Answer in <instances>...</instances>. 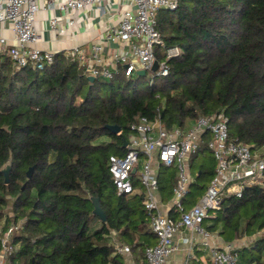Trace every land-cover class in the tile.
Listing matches in <instances>:
<instances>
[{
  "label": "trees",
  "instance_id": "16d2710c",
  "mask_svg": "<svg viewBox=\"0 0 264 264\" xmlns=\"http://www.w3.org/2000/svg\"><path fill=\"white\" fill-rule=\"evenodd\" d=\"M157 29L165 47L156 48V58L167 62V76L127 77L119 66L111 79L90 81L61 53L43 70L0 56V222L6 209L13 213L2 232L25 220L9 242L11 264L15 256L17 264H126L116 241L144 260L157 242L148 213L141 196L118 193L109 170L110 156L124 154L141 116L171 129L224 110L231 139L264 156V0H179L174 11H158ZM174 46L182 54L167 60L165 50ZM114 125L117 134L107 129ZM215 165L200 167L195 178L205 184L193 183L192 198L207 188ZM169 170L159 176L166 199L176 184ZM92 198L105 222L93 214ZM216 213L210 229L221 225L227 241L264 231V180ZM249 247L261 253L264 237Z\"/></svg>",
  "mask_w": 264,
  "mask_h": 264
},
{
  "label": "built area",
  "instance_id": "2783aa9c",
  "mask_svg": "<svg viewBox=\"0 0 264 264\" xmlns=\"http://www.w3.org/2000/svg\"><path fill=\"white\" fill-rule=\"evenodd\" d=\"M121 1L127 3L128 7L120 12L118 24L107 34L106 40L121 42L128 48L113 57V67L104 65V45L101 42L94 45L90 56L75 47L65 54L66 58L78 62L94 78L111 79L118 72L119 66H122L127 77L138 74L140 70L167 76L169 66L166 61L158 62V69L153 70L158 61L156 48L165 47L157 29V13L161 9L174 11L179 0ZM111 2L0 0V56L7 54L18 68L32 66L43 70L46 65L53 63L56 53L38 46L42 36L36 21L41 8L47 11L58 9L65 14L95 8L103 16ZM74 24L75 20L71 19L69 25ZM50 28L64 32L59 27V18L55 16L50 18ZM165 54L168 60L179 57L182 51L177 46L168 47ZM131 131L132 138L127 141L124 154L110 156L109 170L119 194L141 196L150 219V228L157 237L156 245L146 247L145 260L132 264H166L170 256L181 250L175 241L176 236L188 231L192 235L181 237L182 244L186 246L182 264H192L194 251L199 246L210 252L209 260L204 264H237L238 249L232 245L222 248L210 245L211 233L204 223L221 210L228 199L241 198L248 187L263 183L262 152L253 151L249 145L231 139L229 119L224 110L211 116H199L184 126L172 129H167L160 118L152 120L141 116L132 124ZM203 144L206 152H210L216 161L215 174L202 197L189 208L186 200L194 182L190 174V163ZM162 168L176 170V184L168 204L163 203L158 196L159 173ZM163 206L168 208L167 211L163 210ZM23 224L24 221L12 223L5 232H2L3 227L0 229V264H9L12 251L9 242L13 234L23 228ZM117 250L122 255L130 254L128 246H117Z\"/></svg>",
  "mask_w": 264,
  "mask_h": 264
},
{
  "label": "crops",
  "instance_id": "0c3cea01",
  "mask_svg": "<svg viewBox=\"0 0 264 264\" xmlns=\"http://www.w3.org/2000/svg\"><path fill=\"white\" fill-rule=\"evenodd\" d=\"M126 7H128L127 3H124L121 0H112L111 4L108 5L107 13L104 14L103 16L99 15L95 8L94 9L87 8L83 11L75 12L74 14H71V13L65 14L64 12H61L58 9L54 11H47L41 8L39 13L37 14V21H36V26L42 36V41L38 44V46L42 48L43 50L51 51L56 54L61 53L66 58L65 54L75 47L81 48L88 56H90L94 45L101 42L104 45V52L102 56L104 65L112 68L114 65L113 57L117 54L123 53V51L127 50L128 47L126 44H122L121 42L106 40L107 39L106 36L118 24L119 14L124 9H126ZM53 16L59 18V27L61 29H64L63 33L59 31L51 30L50 18ZM71 19L75 20L74 26L69 25V22L71 21ZM9 35L12 36V34H9ZM191 170L192 168H190V174L192 178L194 179L193 183H195L196 178L195 176L192 175ZM174 172H175V177H176V170ZM192 185H191L190 190L192 189ZM137 186L139 188L141 187L138 183H137ZM205 191L206 189L204 190L202 195L205 193ZM202 195L200 194V195H197V197L192 198L191 195L189 194L186 200L187 206L190 208L200 199V197H202ZM158 196L163 203L168 204L171 202L172 192H171L170 198L168 199L164 198L160 190L158 192ZM162 208L163 210H166V211L168 209L165 206H163ZM216 215L217 213L212 218L207 219L204 223L205 228L208 229L209 232L211 233V238L209 240V243L210 245L214 247L222 248L227 245H232L233 247L239 250L240 246L243 245V242L241 241L244 238L246 239L252 238L258 235L259 233H261L259 232L253 235L252 237L244 235L240 238H236L235 241H227L220 234L221 225H219V227L214 231L210 229V226H212V223L214 222V218ZM190 235L192 234L191 232L188 231V232L180 233L176 236L175 241L176 243H179L181 250L173 254L172 256H170L167 259L166 264H182L183 263V261L185 260V256H186V253H185L186 246L182 244L181 237L190 236ZM257 239L258 238H256V240ZM156 240L157 239L155 238L154 241ZM116 245L117 246H127L125 244L118 243L117 241H116ZM209 254L210 252L208 249L199 246V248H197L194 251V255H195L194 258H196L198 262L204 264V262H207L209 260ZM129 255L132 256L133 258V255L130 251V254L125 255L126 264H132L134 262H139L135 259L130 260ZM143 261H140V262H143Z\"/></svg>",
  "mask_w": 264,
  "mask_h": 264
},
{
  "label": "rangeland",
  "instance_id": "374dc122",
  "mask_svg": "<svg viewBox=\"0 0 264 264\" xmlns=\"http://www.w3.org/2000/svg\"><path fill=\"white\" fill-rule=\"evenodd\" d=\"M152 76H153V73L152 72H149L148 79L151 78ZM130 138H132V134L130 135L129 139ZM104 139H106V137ZM106 140H108V139H106ZM204 146H205V144H204ZM205 148H206V146H205ZM205 150H207V149H205ZM259 151H261V150H259ZM213 164L215 165L216 164V161L212 157V155L210 154V152L207 151V153H205L204 155H202V157H200V159H197V160H193L192 161V167H191L192 168V170H191L192 171V175L196 177L198 175V172L200 171V167L202 165H205L206 167H210ZM215 168H216V165H215ZM4 169H6V168H4ZM164 169H170L169 171H175L172 168H164ZM196 180H197V182H198V184L200 186H203L205 184V182L203 181V179H200L199 180V179L196 178ZM192 189L195 192L197 191V187L196 186H194ZM5 212L6 213L4 214V218L0 222V229H2V227H3V224L5 222V218L6 217H11L13 215V213L10 211L9 208L6 209ZM212 216H213V214H212ZM19 221H25V220L24 219L23 220L21 219ZM261 237H264V231H262L261 233H259L255 237L248 238V239L244 238L241 241V242H243V245L240 246V249L238 250L239 252L237 251L238 252V263L237 264H264V248L262 249V252H261L262 254H261L258 249H255V248L252 249L253 247H249V246H252L255 243L256 238H261ZM232 241H235V240H232ZM144 253L145 252H143V254ZM17 257L18 256H15L14 257V259H15L14 261L16 262V264L19 263V258H17ZM131 259H136V258H135V256H133V258H132V256H130V260ZM252 259H256V261H253ZM21 261H23L22 264H26V263H24V262H26V260H21ZM191 263L192 264H202V263L198 262L196 258L192 259ZM9 264H11L10 261H9Z\"/></svg>",
  "mask_w": 264,
  "mask_h": 264
},
{
  "label": "water",
  "instance_id": "95a60500",
  "mask_svg": "<svg viewBox=\"0 0 264 264\" xmlns=\"http://www.w3.org/2000/svg\"><path fill=\"white\" fill-rule=\"evenodd\" d=\"M158 66H159V63L158 61L155 62L154 64V67H153V70L156 71L158 69ZM138 74L139 75H145L146 74V71L145 70H140L138 71ZM89 80L90 81H94L95 78L92 77V76H89ZM107 129L110 131V132H113L115 134L119 133L120 132V127L119 126H107ZM127 146V141L124 142V147ZM10 166H8L6 169H3V173L5 175V180L6 182H8V178H9V172H10ZM35 170V166L29 168L28 172H27V177L28 179H30L32 177V174ZM135 172V170L133 171ZM25 186V185H24ZM23 186V188H24ZM92 204H93V214H95L97 217H99L103 222L106 221V215H105V212L103 211L102 207H101V204H100V200L98 198H92Z\"/></svg>",
  "mask_w": 264,
  "mask_h": 264
}]
</instances>
